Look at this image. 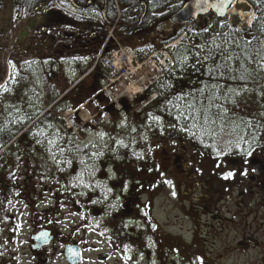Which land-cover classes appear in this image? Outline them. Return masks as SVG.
<instances>
[{
	"label": "rangeland",
	"instance_id": "374dc122",
	"mask_svg": "<svg viewBox=\"0 0 264 264\" xmlns=\"http://www.w3.org/2000/svg\"><path fill=\"white\" fill-rule=\"evenodd\" d=\"M51 3L26 12L17 8L15 0H0V85L9 89L0 88V264H64L61 245L70 238L84 247V264H264V209L241 210L238 217V209H225V225L206 227L209 218L200 209H195L192 226L182 209L163 202L162 209L155 210L159 231L165 239L179 241L160 247L146 245L138 234L129 232L130 228L140 232L141 223H125L123 219L130 215L121 209L135 179L149 174L155 163L178 173L167 160L166 141L161 148L153 145L161 143L173 123L209 158L198 161L212 167L206 175L197 164L192 167L194 176L199 174L209 183L217 179L227 156L252 149L264 127V48H258L257 65L250 71L231 66L227 54L226 62L211 60L205 46L196 47L192 39L191 45L182 38L174 46H165L163 39L174 30L169 23L158 24L156 32L142 40L144 45L119 38L147 66L156 59L149 60L153 53L162 51L156 57L167 58L169 71L148 74L155 86L150 93L135 96L144 83L132 85L130 93L119 99L125 101L112 105L106 94H92L96 85L105 86L94 72L86 76L94 53L58 55L44 40L46 32L57 40L59 34L73 29L72 19L82 18L63 3ZM242 11L256 19V13ZM231 15L226 21L231 32L235 31L232 23L250 21L237 12ZM198 24L206 28L211 23H194L187 37ZM177 62L180 66L174 70ZM125 89L117 85L114 94ZM11 134V147H2L3 138ZM50 140L55 143L49 144ZM217 150L222 155L217 156ZM150 151L157 154L155 159ZM228 172L221 174L224 181L230 180L224 178ZM238 203L237 194L226 200L229 206ZM251 205L263 206L264 197L254 198ZM46 225L59 234V242L43 255H35L32 232ZM193 228L195 245L173 236L178 231L190 235ZM247 231L259 245H238ZM107 252L111 253L108 263L98 259Z\"/></svg>",
	"mask_w": 264,
	"mask_h": 264
},
{
	"label": "flooded vegetation",
	"instance_id": "af4514ba",
	"mask_svg": "<svg viewBox=\"0 0 264 264\" xmlns=\"http://www.w3.org/2000/svg\"><path fill=\"white\" fill-rule=\"evenodd\" d=\"M91 0H79L76 2L77 9L80 13H90L91 15L85 16L80 14L82 20L80 23L74 24L72 30H65L63 34H59L57 40L54 39V35L46 32L44 40H49V46L51 51H57L59 54L66 55L67 53H75V55H81L82 53L90 55L95 54L100 48L102 42L107 38V31L111 24L114 22L113 18L118 8L121 11V17L116 27V34L126 43H137L141 45L147 36H152L156 32L158 24L169 23L172 25L173 33L165 37L163 40H169L181 30V25L173 24L170 18L178 12L183 5L191 0H176L174 3L167 5L165 8L156 7V11H152L154 0H95L91 6H87ZM219 3L216 4V9L211 8L205 14L199 15L197 18H192V22H207L220 23L218 31L212 32V35L205 42L217 41L226 43V38H236L235 46H220L219 52L222 53V58L226 50L232 52L233 50L249 49L252 51V70L256 67V59L258 55V40L263 30H259V18L255 23L246 27V22L239 25L238 23H232L230 28L235 31L231 32L228 28L229 17L235 14L239 9L245 11H251L256 13L257 16L261 12V4L259 0H233L228 8L225 9V3L221 0H216ZM243 2V3H241ZM161 6V5H158ZM150 11V12H149ZM148 13V15H147ZM221 13V14H220ZM149 19L153 20V24L147 26L144 24ZM227 25L226 30H224ZM245 42V45H241V42ZM249 45H246L247 43ZM240 43V45H238ZM148 48L155 47L154 45H145ZM206 53H208V46H205ZM208 48V49H207ZM93 54V55H94ZM92 55V56H93ZM256 56V57H255ZM180 64L177 62V69ZM241 63L237 64L240 67ZM174 127H168L165 131V135L160 139L161 143L153 142V145H158L155 148H161L164 144L170 147V152L167 153V160L173 165L177 166L178 173H170L169 170L165 171L160 163H155L154 169L151 168L147 172L145 177H141L140 180L134 181L133 187L124 195V202L122 211L128 213L130 218L123 219L131 224V221L141 223V231L137 232L135 229L130 228L129 232L136 233L143 239V243H150L154 247H160L164 242L175 243L179 240H169L162 236L159 231V219L155 215L156 209H162L163 202L173 205V209H182L186 222L192 226L196 222L195 209L203 211L202 215H207L209 221L204 223L206 227H210L211 224L220 223L225 225L226 218H223V210L225 209H238L236 211L237 217L239 211L247 209H264L263 206L251 205L252 200L258 197H264V127L258 132V138L254 139L253 147L250 150L251 156H227L225 161L221 163L220 171L217 179H214L209 183L208 179H201L198 175H193L194 169L192 168L197 164L198 171L201 174L206 175V171H210L212 167L204 166L198 161H209V158L202 156L201 148L198 143L194 141L184 132ZM152 145V144H151ZM155 151V150H154ZM151 152V156L155 159L156 153ZM236 162H233V161ZM200 164V167L198 165ZM153 170V172H152ZM156 170V171H155ZM231 171L234 173L230 180H223L221 177L222 172ZM246 173V174H244ZM226 173H224V176ZM165 176V178H164ZM184 176L185 179H182ZM196 177V179H195ZM168 178V179H167ZM189 178V181H188ZM171 182L170 184L168 182ZM220 187V188H218ZM163 193L167 195L165 199L162 198ZM188 194V195H187ZM238 196L239 203L234 206L226 205V200H231L234 196ZM219 197V199L217 198ZM250 200V204H245L246 200ZM225 202V203H224ZM224 204V205H222ZM141 213V214H140ZM117 217V214H115ZM264 221V218H262ZM190 235H186L185 232L174 233V237L181 239L183 243L191 242L196 244V232L194 228L191 230ZM48 234L50 242L41 246L39 250L33 249L34 236L40 234ZM59 234L49 226H39L32 232L31 239V251L35 255H43L46 250L57 245L59 242ZM68 240V241H67ZM63 242L62 251L64 256V264H84L86 256L84 255V247L80 242L75 241L73 238L67 239ZM260 244V241L253 236L249 235V231L244 232L242 238L238 241V245L241 248H252ZM147 245V244H146ZM74 248L81 250V259L79 262L73 263L72 253ZM70 253V256L68 255ZM152 252L149 251V254ZM70 257V258H69ZM111 253H103L98 259L104 262H109ZM4 260V258H3ZM11 264V263H9Z\"/></svg>",
	"mask_w": 264,
	"mask_h": 264
},
{
	"label": "trees",
	"instance_id": "16d2710c",
	"mask_svg": "<svg viewBox=\"0 0 264 264\" xmlns=\"http://www.w3.org/2000/svg\"><path fill=\"white\" fill-rule=\"evenodd\" d=\"M61 2L69 7H72V3L70 2V0H15L16 4H17V8H19V10H21L22 8H24L26 10V12H30L33 11L34 9H37L39 6H47L49 7L50 5H52L53 3L51 2ZM123 1V0H122ZM174 1L176 0H154L153 1V8L152 11H156V7H162L165 8L167 5L174 3ZM76 2H79V0H76ZM259 3L261 4V12L259 15V30H263L264 31V0H259ZM161 5V6H158ZM150 12V11H149ZM148 15V13H147ZM117 17V12L114 15L115 19ZM147 17H145V21L144 24L147 26H150L153 24V20L150 21L149 19L146 20ZM197 24V22H196ZM220 28V23H213V25H209V27L203 28L200 26V24H198L196 26L197 29V33L192 35V40L193 42L198 45V46H208L210 49L208 52V54L210 55V59L211 58H215L216 62H223V61H227V59L229 58L230 60L228 61V63H230L232 66L235 67L236 64L242 63L241 69L244 70H250L251 71V62H252V51L249 49H241V50H233L232 52H230L229 50H226L224 54H227L228 57L227 59H223L222 58V53L219 52V48L215 49V46H235L236 45V38L232 37V39L230 38H226V43L220 42L219 40L215 41H211V42H207L205 43L208 38L212 35V32L218 31ZM227 25H225L224 30H226ZM187 27H182L181 30L174 35L172 38H170L169 40H167L166 42H171L173 40H175L178 36H180L184 31H186ZM259 42V48L263 47L264 48V32L261 33L260 35V39L258 40ZM213 45H214V50H213ZM240 45V43L238 44ZM241 45H245V42H241ZM248 45V44H246ZM212 60V59H211ZM94 76L98 77L101 76L102 78H105V73L103 71H101L100 68L97 69V71H95ZM100 86L96 85L95 88L92 90V94H97V92L99 91ZM153 90V89H152ZM156 91H158L156 89ZM14 139V135L11 134L9 136H6L3 138L1 144L2 147H6V148H10L11 147V141Z\"/></svg>",
	"mask_w": 264,
	"mask_h": 264
},
{
	"label": "built area",
	"instance_id": "2783aa9c",
	"mask_svg": "<svg viewBox=\"0 0 264 264\" xmlns=\"http://www.w3.org/2000/svg\"><path fill=\"white\" fill-rule=\"evenodd\" d=\"M113 38L116 42V48L112 51L110 56L105 57L103 55L104 50L107 48V42L105 43L103 50L98 56V62H102L112 73L111 82L119 80V86L122 85L126 88L123 93L117 95V97L130 93V87L139 83H144L147 79V71L144 68V63L140 62L137 55L128 47L122 46L113 35V30L110 33V38ZM134 80V83H133ZM106 93L113 97V90L110 87L105 88Z\"/></svg>",
	"mask_w": 264,
	"mask_h": 264
},
{
	"label": "water",
	"instance_id": "95a60500",
	"mask_svg": "<svg viewBox=\"0 0 264 264\" xmlns=\"http://www.w3.org/2000/svg\"><path fill=\"white\" fill-rule=\"evenodd\" d=\"M74 1V0H72ZM95 0H91L87 6H90ZM233 0H231L232 2ZM221 2H224L221 0ZM219 3L216 0H191L186 2L183 7L176 12L171 18L170 21L174 24L180 25H187L190 23L192 18H197L199 15L205 14L211 8H217L216 4ZM230 3L226 0L225 9L228 8ZM221 14V13H220ZM233 162H236L235 160ZM48 235V234H47ZM44 236L42 234L34 236V250H39L41 246L48 244L50 239L48 236ZM74 252L72 253V260L73 263L79 262L81 259V250L80 249H73ZM70 256V253L68 254Z\"/></svg>",
	"mask_w": 264,
	"mask_h": 264
},
{
	"label": "snow or ice",
	"instance_id": "6c2138e0",
	"mask_svg": "<svg viewBox=\"0 0 264 264\" xmlns=\"http://www.w3.org/2000/svg\"><path fill=\"white\" fill-rule=\"evenodd\" d=\"M228 3H231V0H228ZM9 64H10L13 68L15 67V65L12 64L11 61H9ZM0 88H3V90H4L5 92L9 91V89L7 88L6 85H0ZM201 91H203V90H201ZM229 91H232V90L229 89ZM236 95H239V93L237 92ZM223 111L226 113L227 109H223ZM205 120H206V122H207V117H205ZM212 123H215V121H212ZM195 126H196V125L193 124V127H195ZM243 139H244L243 137L240 138L241 141H243ZM54 143H55V141H53V140H50V141H49V144H54ZM236 147L239 148V147H240V143H237V144H236ZM60 151L63 152L64 149H61ZM251 154H252L251 151H248V152H247V155L251 156ZM93 155H95V153H93ZM220 155H222V153H221L219 150H217V156H220ZM69 163H71V162L69 161ZM244 174H246V173H244ZM233 175H234V173L230 171V172L226 173V175L224 176V178H225V179H228V178L232 177ZM168 183H171V182L169 181ZM42 235L46 236L47 234L44 233V234H42Z\"/></svg>",
	"mask_w": 264,
	"mask_h": 264
},
{
	"label": "bare ground",
	"instance_id": "6f19581e",
	"mask_svg": "<svg viewBox=\"0 0 264 264\" xmlns=\"http://www.w3.org/2000/svg\"><path fill=\"white\" fill-rule=\"evenodd\" d=\"M242 1H243V0H242ZM241 3H243V2H241ZM232 13H233V12H232ZM237 14H238L239 16H241V17H248V20L252 19V16H253V15H248L247 13H245V12L242 11V10L237 11ZM250 23H251V20L248 21L247 24L250 25Z\"/></svg>",
	"mask_w": 264,
	"mask_h": 264
},
{
	"label": "crops",
	"instance_id": "0c3cea01",
	"mask_svg": "<svg viewBox=\"0 0 264 264\" xmlns=\"http://www.w3.org/2000/svg\"><path fill=\"white\" fill-rule=\"evenodd\" d=\"M68 18V17H67ZM67 18H66V21H67Z\"/></svg>",
	"mask_w": 264,
	"mask_h": 264
}]
</instances>
